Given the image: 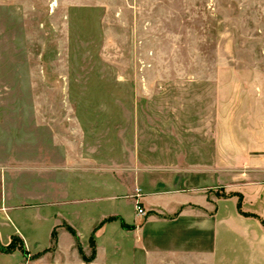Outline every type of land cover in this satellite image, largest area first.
<instances>
[{
  "label": "rangeland",
  "instance_id": "1",
  "mask_svg": "<svg viewBox=\"0 0 264 264\" xmlns=\"http://www.w3.org/2000/svg\"><path fill=\"white\" fill-rule=\"evenodd\" d=\"M2 88L17 130L33 129L39 103L74 104L96 154L112 163L131 157L136 118L145 139L150 118L173 108L186 114L170 123L186 124V149L212 155L203 129L213 128L216 103L240 124L264 107V0H0ZM35 210L21 213L30 238L0 242V264H94L97 229L117 221L96 226L88 252L67 224L53 226L50 246L39 249L48 224ZM60 228L75 231L74 255L57 253Z\"/></svg>",
  "mask_w": 264,
  "mask_h": 264
},
{
  "label": "crops",
  "instance_id": "2",
  "mask_svg": "<svg viewBox=\"0 0 264 264\" xmlns=\"http://www.w3.org/2000/svg\"><path fill=\"white\" fill-rule=\"evenodd\" d=\"M214 107V126L203 129L212 155L186 149V124L170 125L186 122V114L173 108L150 118L145 139L136 118L131 157L112 163L96 154L74 104L39 103L33 129L17 130L15 104L0 102L1 244L14 234L30 238L21 213L35 208L37 222L48 224L39 249L50 246L53 226L67 224L88 252L96 226L117 218L97 229L94 264H264V227L239 210L241 201L243 213L264 219V107L245 124L236 113L224 115L223 104ZM110 166L121 169L113 174ZM56 248L74 255L77 240L60 228Z\"/></svg>",
  "mask_w": 264,
  "mask_h": 264
},
{
  "label": "built area",
  "instance_id": "3",
  "mask_svg": "<svg viewBox=\"0 0 264 264\" xmlns=\"http://www.w3.org/2000/svg\"><path fill=\"white\" fill-rule=\"evenodd\" d=\"M137 198H138V200H137V202H136V211H137V214L139 215V216H141V217H146L147 216V212H146V210L142 207V205H141V202H140V200H141V197H140V192H138V194H137Z\"/></svg>",
  "mask_w": 264,
  "mask_h": 264
},
{
  "label": "trees",
  "instance_id": "4",
  "mask_svg": "<svg viewBox=\"0 0 264 264\" xmlns=\"http://www.w3.org/2000/svg\"><path fill=\"white\" fill-rule=\"evenodd\" d=\"M239 210H240V213H242L244 216H252V217L258 218V219L261 221L262 225L264 226V220H262V219L259 218L258 216H256V215H250V214H247V213H243V212H242V210H241V201H240V203H239ZM69 230H70V232H71L73 235H76L75 231H74L72 228H70Z\"/></svg>",
  "mask_w": 264,
  "mask_h": 264
}]
</instances>
